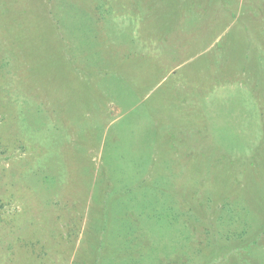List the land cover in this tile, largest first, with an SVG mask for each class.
Instances as JSON below:
<instances>
[{
    "label": "rangeland",
    "instance_id": "rangeland-1",
    "mask_svg": "<svg viewBox=\"0 0 264 264\" xmlns=\"http://www.w3.org/2000/svg\"><path fill=\"white\" fill-rule=\"evenodd\" d=\"M0 264H264V0H0Z\"/></svg>",
    "mask_w": 264,
    "mask_h": 264
},
{
    "label": "crops",
    "instance_id": "crops-1",
    "mask_svg": "<svg viewBox=\"0 0 264 264\" xmlns=\"http://www.w3.org/2000/svg\"><path fill=\"white\" fill-rule=\"evenodd\" d=\"M241 0H239V3H240ZM227 4H231L229 3L228 1L226 2ZM257 5V4H256ZM256 5L254 4V6L256 7ZM222 10V9H221ZM228 11L232 12L233 14L235 13V18L236 19H240L242 16L241 15H238L239 13L241 14V8H240V5L238 7V13L235 12L234 8H230V9H227ZM232 10V11H231ZM223 15L222 12H219V16ZM234 16V15H233ZM234 19V18H233Z\"/></svg>",
    "mask_w": 264,
    "mask_h": 264
}]
</instances>
